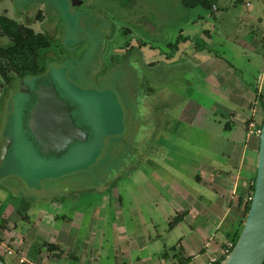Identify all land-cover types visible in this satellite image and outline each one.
Masks as SVG:
<instances>
[{
	"label": "rangeland",
	"instance_id": "obj_1",
	"mask_svg": "<svg viewBox=\"0 0 264 264\" xmlns=\"http://www.w3.org/2000/svg\"><path fill=\"white\" fill-rule=\"evenodd\" d=\"M129 1L84 0L75 7L71 0L4 3L14 13L29 18L43 11L45 18L35 28L53 39L52 48L41 55L46 78L56 83L64 100L76 106L77 123L87 125L95 137L73 145L64 158L42 156L32 147L22 125L37 103L36 92L28 93L18 81L1 88L0 79V135L13 139L8 157L0 160V255L9 264H129L125 262L124 236L131 244L146 241V251L152 257V252H157L154 260L170 264L171 259L164 256L177 244L180 232L171 228L163 200L161 210L156 211L153 203L134 198L133 194L140 192L138 180L128 181L127 168L144 163L147 172L152 170L156 142L152 132L164 128L172 132L168 146L174 165L170 164L169 173L177 171L174 180L182 188L178 179L192 170L191 163L198 156L194 145L201 140L205 143L208 132L199 128L203 122L181 121L178 116L188 97L215 108L216 96L211 94L218 91L214 89L218 73L213 72L214 66L209 64L207 69L203 65L207 75L198 81L201 73L196 69L186 72L165 63L156 67L148 64L152 55L149 45L168 51V43L174 42L182 29L196 27L194 32L199 35L195 43L201 45L203 30L210 29L207 48L214 58L220 56L226 66L231 64L239 73L243 65L258 69L257 78H252L254 85L242 86L240 81L229 84L228 91L220 93V106L225 111L230 109L227 113L233 112L229 115L236 122L237 140H247L236 153L240 160L248 152V139L255 140L259 150L264 121V0H217L210 12L201 7L187 8L182 0ZM193 19L199 24H190ZM125 28L131 29L130 36L123 33ZM129 38L134 48L126 45ZM139 40L147 43L146 48ZM224 61L216 66L217 72ZM31 79L26 78L24 86H30L32 92L39 85ZM205 124L211 131L213 121ZM241 174L236 173L233 184L224 190L228 198L238 200L240 192L250 198L249 178ZM63 190L67 193L61 202L50 201ZM157 191L166 194L172 190L158 186ZM73 193L79 198L70 195ZM15 194L28 196L27 200L34 198L30 202L34 205L32 224L9 209L13 208L10 202L18 200ZM60 203H64L63 209ZM42 207L47 210L45 215L39 210ZM75 211L79 213L76 225L66 222L61 226L55 219L58 214L72 215ZM139 211L147 218L139 216ZM247 216L242 209L241 221L245 223ZM150 220L157 224L156 230L149 225ZM230 243L227 240L214 258L226 256Z\"/></svg>",
	"mask_w": 264,
	"mask_h": 264
},
{
	"label": "crops",
	"instance_id": "obj_2",
	"mask_svg": "<svg viewBox=\"0 0 264 264\" xmlns=\"http://www.w3.org/2000/svg\"><path fill=\"white\" fill-rule=\"evenodd\" d=\"M261 43H264V39H261ZM205 57L206 59H203V61L208 63L207 66L211 64L216 67L221 61H224L219 58L215 59L213 56ZM227 65L226 62L221 64L220 73L217 72L220 74L217 77L218 84L223 88L227 84L228 87L231 83L239 84V81L242 86L243 84L251 86L253 84L252 78H257V76L255 77L257 68L248 69L243 65L242 71L239 73L237 68L231 64ZM213 121L216 129L214 127L210 131L209 128H205V131L208 132L206 136L204 135L206 138L205 143L201 140L196 146L198 156H195L196 159H194L193 168L190 171L191 176H188L189 178L183 177L180 181L182 188L177 183L175 184L173 180H170L171 182L166 180L161 173H157L158 177L155 182L147 180V183L143 184L145 186L143 189L144 195L140 196V199L149 202L151 200L145 199L150 197L152 200L154 199L156 211L161 210L162 205L160 202L163 200L165 211L169 213L170 217L179 215V220L174 227L179 230L180 238L174 248L166 251L164 256L171 259L170 264L173 263L174 258L177 259L174 264H178L180 259L187 258L190 259L185 264H206L210 259L221 254L225 242L230 240L229 234L240 228L242 222L240 218L241 211L242 209L245 210L248 201V198L244 197L242 192L236 195L239 197L238 200H235V196L228 198L224 190H227V185L229 187V184L233 182L232 179H235L236 173H242L241 175L244 174L249 178L246 179L249 180V188H251L254 178L256 179L257 176L259 150L254 142L255 140L248 139L250 142V145L247 146L248 152L245 150L247 153L241 161L236 153L239 152L238 148L247 143V140L245 143L242 139L237 140L235 132L229 135L223 132L222 128H219V121L217 122L215 119ZM241 162H244V168ZM246 180L244 184L247 183ZM155 185L169 188L171 186L177 194L174 195L169 192L162 194L157 191ZM146 189L149 192L145 194ZM149 193L152 194L149 195ZM123 240L126 241L127 247L126 263H161L162 259L157 258L154 260L157 252H152V257L151 252L146 251L148 249L146 241L131 244L125 236ZM134 249L136 253L133 255Z\"/></svg>",
	"mask_w": 264,
	"mask_h": 264
},
{
	"label": "flooded vegetation",
	"instance_id": "obj_3",
	"mask_svg": "<svg viewBox=\"0 0 264 264\" xmlns=\"http://www.w3.org/2000/svg\"><path fill=\"white\" fill-rule=\"evenodd\" d=\"M7 1H10L11 5H12L14 0H0V16L5 15L7 17H10V18L14 19L15 21H17L19 24H23L26 27L32 29L36 34H43V35L48 37L49 44L46 47H43V48L39 49V51H38V72L44 71L45 67H44V65L41 62V55H42L43 52H47V51H49L52 48L53 39H52V37L49 34L44 33L43 31L38 30V29L35 28V24L42 23L44 18H45L43 11L40 9L37 12L35 17L29 18V17L24 16L22 13H19V14L14 13L13 10L11 11L9 6L5 7L4 3H7ZM131 2H132V0L129 1V3H131ZM72 3L73 2L71 0V4ZM83 3H84V0H79V2H77V4H74V7L75 6H80ZM196 8H198V7H196ZM207 11L210 12L209 10H207ZM200 19L203 20L204 17L200 16ZM190 24L198 25L199 22L197 23L193 19ZM149 25L152 26L153 30L156 29L153 24L150 23ZM55 28L56 29L54 31L58 30V27L55 26ZM195 28L196 27L191 28V29H187V30L182 29L180 31V33L178 34L176 40L174 42H169L168 43V46H169V50L168 51H162V49L159 48V47L157 48L155 46L149 45V48L147 47L149 49L148 52H151L152 55L149 57L150 60L148 59L149 60L148 64L153 65L154 67H156L158 64L162 65L161 63H165V64H167L170 67L173 66L174 69L175 68L176 69L177 68H182L186 72L187 71L191 72L194 69H196V70H198L199 73H201V75L196 77L198 79V81L200 80V78L202 76H204V75L206 76L207 74L203 70V68H205V67L207 68V64L208 63H205L203 61V59L205 60L206 59L205 56L211 55V52H210L211 50L210 49L208 50V48H207V46H208L207 42L209 44L210 39H211V32H210V29H204V30L202 29L204 35H202L203 36L202 38L200 37L202 39V45H201L199 43H195L196 39H198V35H199V32H194ZM202 30L200 29V31H202ZM150 31H152V30H150ZM123 33L126 34L127 36H130L132 34V31H131L130 28H125L123 30ZM131 40L132 39L129 38V40L127 41L126 45H128V47L131 46V48H134L135 44H133V42H131ZM9 42H10V39L7 36H4V35L0 34V44L1 45L7 44ZM139 43H140L141 47L146 48V46H147L146 44L147 43H145L143 40H141V41L139 40ZM206 50H208V51H206ZM215 58H219V59L223 60L220 56L218 57V55H215ZM203 65H205V67ZM213 72L215 74H217V70H216L215 66L213 68ZM219 75L220 74L218 73L217 76H219ZM10 77L12 79H10L8 81L0 73V79L2 81L1 88L4 87L5 89H7L9 86L13 85V83H16L17 81L23 79V76L19 75L12 68H10ZM183 82H186V81H183ZM216 85H217V87L214 88V89H218V91L216 93L212 92L213 94H211L213 96H216V99L213 102L215 104L214 105L215 108L211 109V108L207 107L205 104H203V103H201V102H199L197 100H194L191 97H188L186 99V103L183 104V107L181 109V112L179 113L178 118L181 121L186 120V119H191V121H193L195 119H198L199 121L203 122L202 125L200 124L201 127H199L201 129L203 128L202 131H205V128H209V124H205V122H207V121L210 122L211 121V123H212V121L215 119V121H217V122L219 121L218 123L223 125V128H222L223 132H225V133H227L229 135H232V134H234V131H235V128H236L235 127L236 126V122H234L231 119V117H230L231 115H229V114L233 113V112L229 111V113H227V111L230 110V109L225 111V109L220 106L221 105L220 104V102H221L220 99H222L221 98L222 96L220 95V93H222V91H225V90L228 91L229 87H228V84H227L223 88L222 86H220L218 84V82H217ZM198 87L203 89L202 86H200V85ZM223 95H224V93H223ZM227 97H229V96H227ZM118 98L121 101L123 100L121 94H119ZM66 102L70 104L72 115L75 118L76 106L74 105L75 107H73V105L69 101H66ZM75 120H76V118H75ZM167 126L169 128L168 124H167ZM214 127H215V125H213V128ZM152 133H153V136L156 139L155 141L158 144V145H155L156 144V142H155V144H154L155 147L153 148V150H154L153 151V153H154V161H151V162H153L152 170L150 172H147V169H145V164L144 163H143V165L141 167L137 166V167H129V168H127L128 169L127 170V179H128V181H130L131 179L135 180V181L138 180V185H139L140 192L138 194H133V195H134V198H136L139 201L141 200L140 196L144 195V190L143 189H144L145 186H143V184H146L147 180H149L151 182H155V180L158 177L157 173L158 174L159 173L163 174V177H165L166 180H168V181L173 180L174 183L176 184L174 178H177V175H176L177 171L169 173V166H172L170 164L174 165V160H173V157L171 155L172 152L170 151L169 146H168V145L172 144V132H170L168 130H165L164 128L163 129L156 128V130L153 131ZM169 142H170V144H168ZM197 144H198V142H197ZM194 148H197L196 145H194ZM193 163H194V161L191 164H193ZM192 168H193V165H192ZM138 171H140L139 174H138ZM133 175L135 177H133ZM187 176H189V177L191 176L190 172L187 173L186 176L184 175L183 177H187ZM182 178L178 179L179 182L182 180ZM129 184H130V182H129ZM169 189L172 190L171 191L172 194H174V195L177 194V192L174 191V189L171 186H170ZM46 191L49 192L47 189H46ZM148 192L149 191H147V189H146L145 194L148 193ZM66 193H67V191L63 190V193H60L58 196H56L54 198H50V201H52V200H55V201L56 200H60V202H61ZM167 193L168 192H166V194ZM151 194L152 193H149V195H151ZM70 195H75L76 198L77 197L79 198V195L77 193H73V194H70ZM42 196H44V195H42ZM15 198H18V200H15V202H10V203H13V208L12 209L9 208V209L11 211L15 212L17 215H19L21 217V219L24 222H26L27 224H32L34 222V215H32V210L34 209V205L30 204V202L33 203L34 202V198L33 197H29V199L27 200L25 198H28V196L20 198L19 194H15L14 199ZM41 198L44 199V197H41ZM150 198H146L145 200H151L150 202L154 204L155 201L152 200V198L151 199ZM143 200H141V201H143ZM4 202H6V204H8L7 201H4ZM15 203H17V204H15ZM6 204H4V205H6ZM36 207H37V205H36ZM64 207H65L64 203L61 204L60 208L63 209ZM39 210L40 211L43 210L42 211V212H44L43 215H45L46 214L45 212H47V210L45 211L43 209V207L41 209H39ZM138 213H139V216L141 215L142 217H146L144 215L143 211H139ZM77 214H79L78 211L73 212L72 215L68 214V212L67 213H62V214L56 215L55 219L60 221L61 226H64L65 224H63V223H66V222H71V224L76 225V217H78ZM35 220H38V218H35ZM178 220H179V215L171 216V220H170L171 228H173L175 226V224L178 222ZM148 222H149V225H151L152 229L156 230L157 224H155V222L153 220H150Z\"/></svg>",
	"mask_w": 264,
	"mask_h": 264
},
{
	"label": "water",
	"instance_id": "obj_4",
	"mask_svg": "<svg viewBox=\"0 0 264 264\" xmlns=\"http://www.w3.org/2000/svg\"><path fill=\"white\" fill-rule=\"evenodd\" d=\"M72 2L74 5L79 0ZM32 77L36 80L35 84L39 85L37 91L35 89L31 92L30 86H24V80L28 77L18 82L28 93L36 92L34 96L38 97L36 105L22 121L35 151L43 154L42 156L59 159L65 157L73 145L92 141L95 138L93 133L87 125L82 126L76 122L70 104L60 96L56 83L47 80L45 72ZM12 144L11 137L0 135V160L6 159ZM251 199V207L240 236L220 264H264V121L260 134L257 176ZM0 264L9 263L0 257Z\"/></svg>",
	"mask_w": 264,
	"mask_h": 264
},
{
	"label": "trees",
	"instance_id": "obj_5",
	"mask_svg": "<svg viewBox=\"0 0 264 264\" xmlns=\"http://www.w3.org/2000/svg\"><path fill=\"white\" fill-rule=\"evenodd\" d=\"M182 2L187 8L201 7L209 11H212L214 5L217 4V0H182ZM0 34L10 39L9 43L0 44V73L8 81L12 79L10 77V68L14 69L19 75H22L23 78L38 76L45 72V70L38 72V51L49 44L47 36L36 34L32 29L23 24H19L14 19L5 15L0 16ZM254 188L255 178L251 185L250 198L245 207L246 214L251 207V197L253 196ZM243 226L244 222H241L240 228L234 233L229 234L233 244L229 252L235 246ZM51 247L55 246L52 245ZM0 257L5 260L2 255ZM225 257L223 256L217 259L214 264H220ZM189 259H180L178 264H185Z\"/></svg>",
	"mask_w": 264,
	"mask_h": 264
},
{
	"label": "built area",
	"instance_id": "obj_6",
	"mask_svg": "<svg viewBox=\"0 0 264 264\" xmlns=\"http://www.w3.org/2000/svg\"><path fill=\"white\" fill-rule=\"evenodd\" d=\"M260 132H261V131H260ZM232 245H233V244L230 243V246H229V248L226 249V252H229V249H230V247H231ZM216 261H217V258H216V259H215V258H212V259H210L206 264H214Z\"/></svg>",
	"mask_w": 264,
	"mask_h": 264
}]
</instances>
